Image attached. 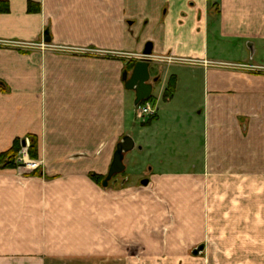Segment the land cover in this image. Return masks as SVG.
<instances>
[{
  "label": "crops",
  "instance_id": "crops-1",
  "mask_svg": "<svg viewBox=\"0 0 264 264\" xmlns=\"http://www.w3.org/2000/svg\"><path fill=\"white\" fill-rule=\"evenodd\" d=\"M0 1V155L34 139L39 168H0V264H182L201 225H264V74L231 66H264V0ZM125 136L140 186L101 189Z\"/></svg>",
  "mask_w": 264,
  "mask_h": 264
},
{
  "label": "rangeland",
  "instance_id": "rangeland-1",
  "mask_svg": "<svg viewBox=\"0 0 264 264\" xmlns=\"http://www.w3.org/2000/svg\"><path fill=\"white\" fill-rule=\"evenodd\" d=\"M127 118L129 120V124H132V119H135V115L132 114V106L129 105L127 109ZM129 132H132V127L129 126ZM132 136V133H130ZM29 147V146H28ZM28 147L26 148V152H28ZM23 148L20 150V153L17 155L15 159V163L19 157H21V152ZM28 154V153H27ZM81 156V155H79ZM29 159V157H28ZM126 163H131L132 155L128 153L126 156ZM30 161H37L31 160ZM17 165V164H16ZM17 167L25 169V171L30 172L31 174L35 173L39 170V168L31 170L24 165H17ZM129 168L126 169V172L113 177L109 182L107 187H103L102 183L105 181L107 176H98L96 174H90V180L96 184L99 188L110 190V189H122V188H129L130 186L139 187L138 179L139 174L134 172H128ZM91 175H95L97 177H101L102 179L99 183L94 182L91 179ZM124 177H128V181L123 182ZM171 215H169L170 217ZM249 224H252L251 219ZM151 225L154 231L153 233L156 234L158 232L163 234V237L166 238L169 235L170 237L177 235L180 236V228L181 232L185 227L189 229H196L198 225ZM195 227V228H192ZM203 239L199 238L197 242L193 245H190L186 248L187 252H185V257L182 264H190V262H194L197 264L198 261L200 264H212V255H227L231 256L234 255L236 260H227L222 261L221 263L216 262V264H264V225H201ZM178 238V237H177ZM200 240V241H199ZM203 244H202V243ZM243 248H240V247ZM202 247V250L198 252L199 248ZM198 250V251H197ZM196 251V252H195ZM190 256H188V254ZM253 255L256 258H252L251 261L245 260L244 255ZM239 256L240 259H237ZM250 257V256H249ZM193 260V261H191ZM189 262V263H188Z\"/></svg>",
  "mask_w": 264,
  "mask_h": 264
},
{
  "label": "water",
  "instance_id": "water-1",
  "mask_svg": "<svg viewBox=\"0 0 264 264\" xmlns=\"http://www.w3.org/2000/svg\"><path fill=\"white\" fill-rule=\"evenodd\" d=\"M49 41L50 39L48 38L47 33H45L44 42L48 43ZM151 50L152 45L147 44L141 55L142 58L136 61L131 66L129 72H124L122 75L125 89L135 94V108H137L141 103L148 101L152 93L153 87L150 83L151 61L149 60V57L151 56ZM22 146L25 147V143H23ZM133 149L134 142L130 136L123 137L122 140L116 145L112 163L108 169L105 181L102 183V186L104 188L107 187L108 182L113 177L124 173V158L128 153L132 152ZM147 184V181L142 182V185L144 186H146ZM198 250L197 251L200 252L202 250V247H200Z\"/></svg>",
  "mask_w": 264,
  "mask_h": 264
},
{
  "label": "trees",
  "instance_id": "trees-1",
  "mask_svg": "<svg viewBox=\"0 0 264 264\" xmlns=\"http://www.w3.org/2000/svg\"><path fill=\"white\" fill-rule=\"evenodd\" d=\"M8 11H9L8 3L0 1V14H7ZM173 89H174V80L171 79L169 81L168 88L166 89V91L164 93V100H168L169 98H171V96L173 94ZM150 100L151 99H149L146 102L141 103L139 106L140 107L145 106L147 103L150 102ZM21 144H22L21 141H15L12 148L9 151L0 155V168H2V169H15L17 167V165L15 163V159H16L17 155L20 153V150L22 149ZM27 153H28L27 155H28L29 159H31V160L37 159V148H36V142L34 139H32V141L30 142ZM91 179L94 182L99 183V181L102 178L97 177L95 175H91Z\"/></svg>",
  "mask_w": 264,
  "mask_h": 264
},
{
  "label": "built area",
  "instance_id": "built-area-1",
  "mask_svg": "<svg viewBox=\"0 0 264 264\" xmlns=\"http://www.w3.org/2000/svg\"><path fill=\"white\" fill-rule=\"evenodd\" d=\"M231 66L234 68L243 69V70H246L249 72H256V73H263L264 74V66H257V67L256 66H247V65L246 66L245 65H237V66L231 65ZM153 115H155V110L153 107H151L150 104H146L145 106L138 107L136 109V116L138 118L150 117ZM16 164L19 166L24 165L31 170L38 168V166L35 163L31 162L28 159L26 148H24L23 151L21 152V157H19L17 159Z\"/></svg>",
  "mask_w": 264,
  "mask_h": 264
}]
</instances>
